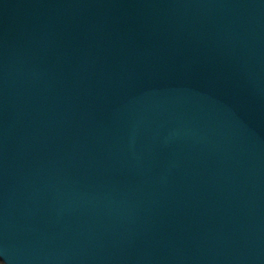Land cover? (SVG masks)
<instances>
[{
	"label": "water",
	"instance_id": "95a60500",
	"mask_svg": "<svg viewBox=\"0 0 264 264\" xmlns=\"http://www.w3.org/2000/svg\"><path fill=\"white\" fill-rule=\"evenodd\" d=\"M2 264H264V0H0Z\"/></svg>",
	"mask_w": 264,
	"mask_h": 264
},
{
	"label": "trees",
	"instance_id": "16d2710c",
	"mask_svg": "<svg viewBox=\"0 0 264 264\" xmlns=\"http://www.w3.org/2000/svg\"><path fill=\"white\" fill-rule=\"evenodd\" d=\"M0 264H2V262L0 261Z\"/></svg>",
	"mask_w": 264,
	"mask_h": 264
}]
</instances>
